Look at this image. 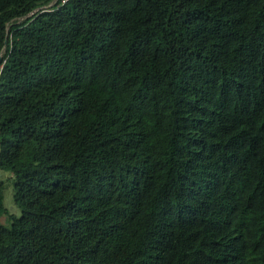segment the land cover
Masks as SVG:
<instances>
[{
	"label": "trees",
	"instance_id": "trees-1",
	"mask_svg": "<svg viewBox=\"0 0 264 264\" xmlns=\"http://www.w3.org/2000/svg\"><path fill=\"white\" fill-rule=\"evenodd\" d=\"M61 1L0 0V264H264V0Z\"/></svg>",
	"mask_w": 264,
	"mask_h": 264
},
{
	"label": "rangeland",
	"instance_id": "rangeland-1",
	"mask_svg": "<svg viewBox=\"0 0 264 264\" xmlns=\"http://www.w3.org/2000/svg\"><path fill=\"white\" fill-rule=\"evenodd\" d=\"M0 181L3 183V198L0 204L3 212L0 214V224L6 228L11 225V218H20L22 213L14 202V188L12 180V172L8 169L0 168Z\"/></svg>",
	"mask_w": 264,
	"mask_h": 264
},
{
	"label": "built area",
	"instance_id": "built-area-1",
	"mask_svg": "<svg viewBox=\"0 0 264 264\" xmlns=\"http://www.w3.org/2000/svg\"><path fill=\"white\" fill-rule=\"evenodd\" d=\"M67 0H62L61 1V5L64 4ZM57 3V1H54L52 4H50L48 7H52L53 5H55Z\"/></svg>",
	"mask_w": 264,
	"mask_h": 264
},
{
	"label": "water",
	"instance_id": "water-1",
	"mask_svg": "<svg viewBox=\"0 0 264 264\" xmlns=\"http://www.w3.org/2000/svg\"><path fill=\"white\" fill-rule=\"evenodd\" d=\"M5 44H6V42H5Z\"/></svg>",
	"mask_w": 264,
	"mask_h": 264
}]
</instances>
